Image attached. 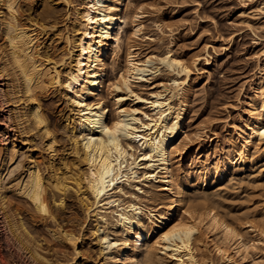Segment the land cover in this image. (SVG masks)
<instances>
[{
  "label": "bare ground",
  "instance_id": "6f19581e",
  "mask_svg": "<svg viewBox=\"0 0 264 264\" xmlns=\"http://www.w3.org/2000/svg\"><path fill=\"white\" fill-rule=\"evenodd\" d=\"M26 1L29 0H0V108H8L3 113V123L7 129L0 132V264H52V259L44 253L52 250H44L46 241L41 238V228L49 230L54 240L64 241L73 248L72 258L64 264H82L80 236L68 234L66 237L58 222V216L73 195L84 209L85 227H90L91 236L100 246L102 264H177L170 259L171 254L157 248L156 242L172 223H192L193 218L199 219L201 216L204 217L203 227L194 237L192 248L196 264H214L211 253L221 264H241L236 250L241 244L247 248L255 243L249 242L245 235L264 245V235H261L264 231V211L258 210L263 207L256 206L255 210L248 207L250 210L246 208L244 216L226 219L225 214L215 210L210 202L205 203L209 196L207 193L222 187L232 189L255 175L257 164L264 161V137L259 135L264 131V69L260 82L248 99L246 117L229 136L227 146L214 161L203 165L200 170L183 172L179 177L173 175L171 157L178 153L181 156L190 153L197 155L199 149H195L191 141L177 144L184 131L187 113L185 103L176 109L173 102L187 83L174 82L175 89L170 92V97L151 102L159 107L153 108L149 104L153 114L146 122L151 127L140 128L138 134L142 140L133 143H138L141 149L134 162L131 159L127 161L128 171L125 175L128 179L121 185L123 190L124 187H131V182L139 178V170L147 171L143 176L146 182L158 178V190L152 192L149 198L154 207L144 213L140 200L134 203L138 198L134 197V201L124 204L118 198L122 195L118 191H112L107 196L112 204L105 203L104 197L98 202L86 182L89 176V165L85 163L88 152L80 138L96 132L88 123L90 119L95 122L94 116L89 115L91 106L99 104L100 108L91 107L92 113L101 114V119L106 117L111 123L121 116L119 109L123 105L122 101L117 102L118 98L131 97L126 91H114L117 80L108 83L106 62L110 57L115 64L121 51L122 32L128 21L124 10H127L130 0H78V4L71 0H30L32 7L25 5ZM61 5L68 8L61 22L65 26L69 24V27L63 35L59 34L67 53L54 62L49 55L51 42L53 32L57 33L56 27L61 22L57 20L56 9L52 7ZM18 13L24 14L26 21L21 20ZM139 18V15H134L129 22L133 37L138 36L141 30L136 24ZM39 20L45 21L46 25H38ZM165 57L168 62L181 60L170 53ZM163 65L178 74H185L186 78L189 76L188 62L177 67ZM184 68L188 71L185 72ZM147 71L146 65L136 62L130 52L126 55L122 67L125 79L129 78V72L133 76L138 73L143 76ZM74 75L95 83L77 85L73 91H69L63 85L69 83ZM138 81L133 80L132 83ZM49 93L65 99L69 107V115L65 119L69 147L61 155H57L55 135L41 109L45 101L41 96ZM105 95L113 102L115 117L112 120L111 107L105 102ZM72 100L78 103L73 104ZM45 102L51 107V100ZM134 102L142 101L134 98ZM103 108L108 112L101 113ZM40 145V150L46 153L42 161L38 159ZM70 155L73 156L72 162L67 159ZM130 155L135 156V153ZM142 155L151 159L142 160ZM147 164H151V167H146ZM157 174L161 176L157 177ZM36 181H39L42 189V204L48 207L47 216L29 199L31 187ZM143 194L147 195L145 192ZM126 195L123 192V196ZM185 212L192 213V217L185 216ZM213 219L221 228L224 225L234 227L242 240L221 244L222 236L212 225ZM118 232L119 239L110 238ZM68 237L73 238L74 242L69 243ZM161 245L167 247L164 242ZM217 246L228 251V261L222 262L221 257L216 255ZM4 247L8 253H4ZM113 251L116 256L112 255ZM176 255L182 257L184 254ZM185 264L190 262L185 261Z\"/></svg>",
  "mask_w": 264,
  "mask_h": 264
},
{
  "label": "rangeland",
  "instance_id": "374dc122",
  "mask_svg": "<svg viewBox=\"0 0 264 264\" xmlns=\"http://www.w3.org/2000/svg\"><path fill=\"white\" fill-rule=\"evenodd\" d=\"M71 1L74 4L79 3L78 0ZM24 4L32 7L30 0ZM142 5L147 7L141 8ZM262 7H264V0H251V3L249 0H195V3L193 0H130L127 10H124L128 21L123 28L121 51L117 56L116 65L110 57L106 60L108 83L118 80L129 52L136 62L145 64L148 70L143 74V80L132 83L133 91L143 99L151 102L163 101L171 96L170 92L175 89L174 82L187 83L183 92H180L181 94L173 102L176 109L180 104L185 103L187 113L184 131L177 144L182 145L186 141H191L192 146L199 149V154L190 153L187 156H181L178 153L172 156L171 170L175 177H179L181 173L188 170H200L203 165L214 161L221 150L227 146L229 136L241 126L246 117L248 99L260 82L264 69V56L261 55L264 53V13L257 11ZM52 8L56 9L57 20L60 23L68 8L66 9L64 5ZM18 14L21 20L26 21L24 14ZM134 15L141 17L136 23L141 28L136 37L131 35L132 27L129 23ZM38 22L40 23L38 25H46L45 21ZM61 23L56 27L57 33L53 32L51 42L52 50L49 55L54 62L67 53L59 34L63 35L69 24L65 26V23ZM244 25H251V28ZM168 53L190 63L188 78L185 74H178L175 70L167 69L160 62ZM148 57L155 59L149 60ZM43 95L41 96L43 100H51L53 104L50 107V104L47 105L44 101L41 109L46 114L48 124L55 135L57 155H61L69 147L68 134L65 131V119L69 115V107L65 99L57 95L50 93ZM104 99L109 108L111 107L112 120L115 117L113 102L107 95ZM122 105L129 110L139 108L148 117L153 114L149 104L134 102V97L123 100ZM4 107L0 108V132L7 129L3 123V113L8 108ZM137 118L144 120V117L139 114ZM41 146L39 150L42 149ZM134 146L136 157L141 148L138 143ZM38 155H40L39 161L46 157V153L42 150ZM67 159L68 162H72L73 156H67ZM261 163L257 164L256 170L257 172L261 170L262 175L256 172L255 175L239 182L230 190L222 187L218 190L220 192L210 191L207 193L209 195L207 201L204 199L205 203L210 202L209 204L215 207V210L225 214L226 219L244 216L248 207H253L252 210L263 207L258 210L264 211V187H261L264 184V161ZM146 172L139 170L137 181L131 182V187H124L127 195L118 197L124 204L134 201V197L138 198L134 203L140 200L144 213L154 207V204L149 201L150 194L156 192L160 185L158 178L146 182L143 177ZM160 176L157 174V177ZM130 195H132L131 198ZM66 205L58 216L61 231L80 236L82 264H102L103 260L99 258L100 246L91 236L90 227H85L87 222L83 207L78 204L74 195ZM181 215L182 210L179 211V216ZM92 217L93 215L90 216L91 222ZM40 234L46 241L43 245L44 250L46 248L52 250L49 253L44 252L48 254L46 255L49 259H52V264H64L70 261L73 248L69 247V244L54 240L47 229L41 228ZM113 237L119 239L120 232L110 238ZM210 237L213 238L212 235ZM245 238L251 243L255 242L253 243L255 251L249 250L248 254H239L237 256L239 263L256 264V261H264V245L250 235H245ZM208 250L211 251V248ZM3 251L8 253L6 247ZM112 255L116 256V253L113 251ZM245 255L249 259L245 260ZM210 256L214 264H221L214 254L211 253ZM13 258L17 263L14 255Z\"/></svg>",
  "mask_w": 264,
  "mask_h": 264
},
{
  "label": "snow or ice",
  "instance_id": "6c2138e0",
  "mask_svg": "<svg viewBox=\"0 0 264 264\" xmlns=\"http://www.w3.org/2000/svg\"><path fill=\"white\" fill-rule=\"evenodd\" d=\"M195 3V0H193ZM251 3V0H249ZM11 7V5H9ZM147 7V5H142L141 8ZM258 12L264 13V7L257 9ZM214 22V21H213ZM244 27L251 28V25H244ZM87 35V33H85ZM264 56V53H261ZM149 60L155 59L154 57H148ZM162 64H165L167 67H177L182 66V60H171L168 62L167 57L160 61ZM185 72L188 71L187 68L183 69ZM140 71H145L141 69ZM83 75L82 73L80 74ZM144 77L139 75L135 76L129 72V78L125 79L124 73H120L119 80L116 81L114 91L116 92H127L129 96L134 97L137 101H142L144 104H150L151 107L156 108L159 105L152 104L151 101L143 99L135 91H133V80H143ZM121 81L123 84L121 85ZM85 83H95V81H85L83 79H78L75 75L71 77L69 83L64 84L65 88H68L69 91H73L77 85H84ZM87 91V89H85ZM155 95V93H151ZM128 99L126 96L118 98V103ZM73 104H77V100L71 101ZM83 107V105H81ZM94 108H100V105L91 106ZM89 108V115L94 116L95 122L89 120L88 123L96 130L94 134H89L87 136L81 137L84 148L88 152V159L85 160V163L89 165V176L86 177V182L91 186L92 194L95 199L99 202L101 197H104V202L112 204V201L107 198L108 195H111L112 191H118L123 195V188L121 185L124 181L128 179V176L125 173L128 171L127 161L129 159L135 161V156L130 155L134 154L136 148L133 142H140L142 136L139 135V130L141 127L150 128L151 125L146 121L149 119L146 113H143L139 108H132L131 110L121 107L119 113L121 114L120 118L116 119L114 122H109L107 118L101 119V114H94ZM108 109H101V113H107ZM137 114L144 117V120L137 118ZM51 135V133H49ZM261 137H264V131L259 133ZM142 160H150V156L142 155L140 156ZM146 167H151V164L145 165ZM135 175L133 174V179ZM26 187H28L26 185ZM264 187V185H261ZM41 187L39 181H36L31 187V192L29 199L33 201L34 204L38 205L41 213L44 216L49 214L47 205L42 204L41 201ZM185 216L192 217V213L185 212ZM204 217L201 216L199 219L193 218L192 223H185L183 221H177L172 223L165 231H163L159 240L156 242L157 248L166 254H171L170 259L176 261L177 264H185V261L190 262V264H196V258L192 255V248L194 237L200 232V229L203 227ZM212 225L216 227L217 232L222 236L221 244H227L234 242L236 240H242V236L237 232L234 227L224 225L222 228L215 219L212 220ZM211 227V226H210ZM243 227V225H242ZM261 235H264V231L261 232ZM67 237L68 234L65 233ZM68 242L73 243L74 239L68 237ZM161 242L167 245L163 247ZM115 245H113L114 247ZM255 251L254 245H248L247 248L241 244L240 248L236 250V255L239 256L241 251L245 253L248 250ZM216 255L221 257L222 262L228 261L229 253L225 248L217 246L215 249ZM183 253L181 257L176 254ZM244 259H249L247 255L244 256ZM150 264V262H149ZM230 264V262H229ZM256 264H264V261H256Z\"/></svg>",
  "mask_w": 264,
  "mask_h": 264
}]
</instances>
